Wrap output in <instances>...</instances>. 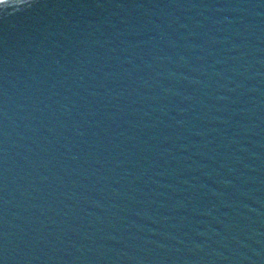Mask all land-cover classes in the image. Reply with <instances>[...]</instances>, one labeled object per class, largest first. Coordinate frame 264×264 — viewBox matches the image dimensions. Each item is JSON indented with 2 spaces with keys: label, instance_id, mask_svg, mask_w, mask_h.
Listing matches in <instances>:
<instances>
[{
  "label": "water",
  "instance_id": "1",
  "mask_svg": "<svg viewBox=\"0 0 264 264\" xmlns=\"http://www.w3.org/2000/svg\"><path fill=\"white\" fill-rule=\"evenodd\" d=\"M0 264H264V0H0Z\"/></svg>",
  "mask_w": 264,
  "mask_h": 264
}]
</instances>
